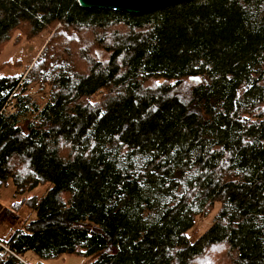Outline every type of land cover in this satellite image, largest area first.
Instances as JSON below:
<instances>
[{"label": "trees", "instance_id": "16d2710c", "mask_svg": "<svg viewBox=\"0 0 264 264\" xmlns=\"http://www.w3.org/2000/svg\"><path fill=\"white\" fill-rule=\"evenodd\" d=\"M15 32L50 37L0 75V192L29 195L1 243L29 264H264V0H0V45Z\"/></svg>", "mask_w": 264, "mask_h": 264}, {"label": "rangeland", "instance_id": "374dc122", "mask_svg": "<svg viewBox=\"0 0 264 264\" xmlns=\"http://www.w3.org/2000/svg\"><path fill=\"white\" fill-rule=\"evenodd\" d=\"M49 37V32L30 38L19 32L13 33L11 39L7 43L0 45V75L12 73L19 74V72L24 70L25 67L38 56L41 46H44ZM87 48H89V45ZM104 57L105 56H102V58ZM29 92L34 98L39 100L46 98V90H41L37 86H34ZM27 197H29V195L19 197L7 188H4V190L0 192V237H9L11 232L21 223L19 215L21 210L22 212L27 211L23 203L24 199H27ZM212 221V215L200 217L195 228L191 231V234H201ZM207 255L208 253L204 257H207ZM23 260L28 264L31 262H29V258L27 257ZM86 262L87 260L84 258L68 255L45 261L43 264H85Z\"/></svg>", "mask_w": 264, "mask_h": 264}, {"label": "water", "instance_id": "95a60500", "mask_svg": "<svg viewBox=\"0 0 264 264\" xmlns=\"http://www.w3.org/2000/svg\"><path fill=\"white\" fill-rule=\"evenodd\" d=\"M187 0H76L82 9H102L140 16Z\"/></svg>", "mask_w": 264, "mask_h": 264}, {"label": "built area", "instance_id": "2783aa9c", "mask_svg": "<svg viewBox=\"0 0 264 264\" xmlns=\"http://www.w3.org/2000/svg\"><path fill=\"white\" fill-rule=\"evenodd\" d=\"M0 257H4L6 259L13 257L19 260L21 263L27 264L21 258H19V256H17V254L13 250H11L8 245L3 244L1 242H0Z\"/></svg>", "mask_w": 264, "mask_h": 264}]
</instances>
